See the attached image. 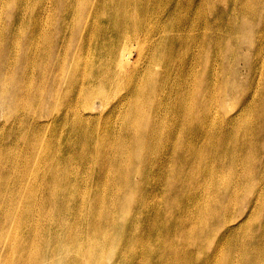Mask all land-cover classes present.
Wrapping results in <instances>:
<instances>
[{
	"label": "rangeland",
	"instance_id": "374dc122",
	"mask_svg": "<svg viewBox=\"0 0 264 264\" xmlns=\"http://www.w3.org/2000/svg\"><path fill=\"white\" fill-rule=\"evenodd\" d=\"M84 1L0 0V248L32 231L17 246L46 264L90 223L109 242L70 235L73 264H264V0H138L172 45L153 92L113 113L66 79Z\"/></svg>",
	"mask_w": 264,
	"mask_h": 264
},
{
	"label": "bare ground",
	"instance_id": "6f19581e",
	"mask_svg": "<svg viewBox=\"0 0 264 264\" xmlns=\"http://www.w3.org/2000/svg\"><path fill=\"white\" fill-rule=\"evenodd\" d=\"M88 2L85 0L81 7L69 15L67 27L73 29L72 42L77 41L78 50L74 52L71 47L67 49L69 58L66 63L69 68L66 79L67 82L70 81V85L72 81L75 82V85H71L73 90H76L78 85L77 100L81 98L86 86L99 90L98 95L92 99L85 98V102L102 99L110 113H113L127 96L131 102L138 103L153 92L150 78L157 69L160 70V76L165 75L162 74V62L170 54L172 44L169 40L173 31L163 16L156 15L157 19L153 16L155 14L150 10V5L141 10L138 0H99L90 7L85 6ZM145 15L147 16L142 18ZM83 21L84 27L78 39L75 24ZM134 52L137 57L133 60ZM49 122L40 121V118L37 120V123L42 125ZM37 200L33 189L29 201L36 203ZM27 215L31 216L33 212ZM90 225H86L83 234L70 232L59 239H51L48 256H53L46 264H55L57 259L58 264H73V248L65 245V240L70 235L76 236V247L82 248L91 244L97 249L104 248L109 242L108 239L93 238L90 241ZM32 234V231L24 229L21 237L32 240ZM21 237L10 240V235L6 236L5 244L2 242L3 248H0V262L12 261L17 255L22 257V264H40L43 256L37 248L33 250V243L25 240L26 247L17 246V243L22 241ZM39 241L35 239V242ZM91 258L90 261L85 255L79 264H99L98 258Z\"/></svg>",
	"mask_w": 264,
	"mask_h": 264
}]
</instances>
